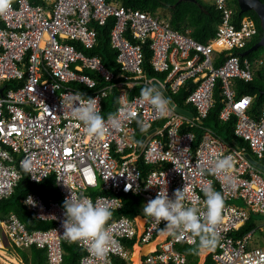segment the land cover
Instances as JSON below:
<instances>
[{"label":"built area","instance_id":"built-area-1","mask_svg":"<svg viewBox=\"0 0 264 264\" xmlns=\"http://www.w3.org/2000/svg\"><path fill=\"white\" fill-rule=\"evenodd\" d=\"M213 4L220 20L206 44L174 30L167 15L126 7L118 0H13L11 9L0 15V203L12 195L23 175L36 184L52 177L60 195L45 201L29 192L22 199L37 220L53 223L48 229L28 230L13 212L0 218L12 248H34L44 252L46 264H64L62 242L69 241L63 237V203L71 192L106 203L114 212L122 208L121 194L139 196L144 207L161 189L172 197L186 187L185 205L205 210L203 188L211 182L225 201L217 226L220 242L208 255L211 261L264 264V244L252 245L253 230L236 235L251 214L264 215V105L254 112L252 96H238L235 90V81H251L263 59L250 61L238 53L257 32L253 19L237 16L229 0ZM109 20L117 73L98 55L85 53L97 44V28ZM144 46L151 52V71L161 77L146 72ZM220 55L223 61L215 66ZM188 82L196 85L185 100L194 112L170 104L171 113L161 118L140 93L132 95L151 83L171 96ZM218 82L223 99L219 119L235 117L234 134L245 143L242 147L232 146L203 124ZM114 90L117 104L109 114L118 115L122 127L113 129L108 114L105 134H88L72 114V94L99 97L102 115L104 101ZM137 118L147 123L145 131ZM194 129L202 132L198 141ZM225 156L235 161L229 173L198 174V166L211 169ZM25 157L32 158L30 172L21 168ZM140 161L150 167L144 176ZM237 200L244 205L232 203ZM141 220L140 226L135 217L125 215L108 221L105 227L118 243L104 260L91 252L89 243L70 242L83 250L78 264L128 261L126 243L131 241L142 247L153 244L140 264H189L176 247L193 245L190 232L168 235L162 232L166 222L149 216ZM6 250L0 242V264H24L6 256Z\"/></svg>","mask_w":264,"mask_h":264},{"label":"trees","instance_id":"trees-1","mask_svg":"<svg viewBox=\"0 0 264 264\" xmlns=\"http://www.w3.org/2000/svg\"><path fill=\"white\" fill-rule=\"evenodd\" d=\"M118 1L126 7L138 8L146 10L150 13H155L158 10L163 9L164 11H166L167 14L165 15L168 16L170 25L174 30L179 31L181 33H186L201 44H206L209 39L215 36L216 24L220 20L219 11H217L211 3H207L202 0H197L196 4L191 2L178 3L177 0ZM261 1L264 3V0ZM229 2L230 6L234 9L235 14L237 16L241 17L247 15L251 17L254 21L257 32L251 39V41L246 45V50L253 46L256 42H258L261 37V29L258 17L255 12L251 10L241 13L236 0H229ZM199 4L202 5V9L199 7ZM111 26L112 21L109 20L106 26L97 28V44L93 49L85 51V53L87 55H98L107 68L117 73L118 68L115 61L117 53L114 49H111L109 45L108 34L110 32ZM259 51L262 53H260ZM142 53L144 58L143 66L146 69L148 75L161 77L162 74L155 73L150 69L149 59L151 56V52L148 49V46L143 47ZM246 57L250 61H253L257 58H262L263 64L255 70L253 79L251 81L244 82L242 80H236L235 90L238 96H252V110L254 112H258V110L264 105V94H261L262 92H264V48L260 47L255 52H251ZM222 61L223 55H220L219 59L215 63V66H218ZM7 86H9V84H7ZM195 87L196 85L192 84L191 82L185 84L176 94L172 95L174 103L180 108H185L190 112H194L192 106H190L189 104H185V100L188 95L192 91H194ZM219 87L220 82L217 83V87L213 95V105L209 110L207 117L203 120V124L204 126L210 128L215 134H217L220 138H222L224 141L228 142L232 146L242 147L245 145V143L240 138H237L234 134L235 117L233 116L225 122L219 119V112L223 107V99ZM140 92L141 89H135L132 92V95ZM116 93L117 90H114L110 98L104 101V109L102 112L103 117L111 113L114 107H116ZM194 133L196 134V141H198L202 132L198 129H194ZM139 167L142 171L143 176L147 173L148 169L150 168L149 166L144 165L142 161L139 162ZM53 180L54 179L52 177H49L39 184L30 183L28 180V176L23 175L12 195L0 203V216L4 218L9 213L13 212L17 215L19 220L25 225L28 230H45L51 227L53 225L52 222L37 220L31 212L27 211V209L22 204V199L29 192L38 193L45 201L50 198L59 199L60 195L58 193V190L53 186ZM102 194L110 193L102 191ZM119 197L122 200V208L118 211H114L113 215H125L130 218L135 217L136 213L139 212L142 207V199L137 195L131 194H121L119 195ZM255 221L256 219L250 215L248 221L236 235H242L243 233L251 231L254 228ZM194 248L195 245L189 246L184 243H180L176 247L177 250L186 254L191 264L197 262L200 254V251H189L190 249ZM31 249L38 251L34 248ZM24 259L26 260V262L28 261L26 256H24ZM34 264L38 263L34 262ZM205 264H213L210 259V256L206 258Z\"/></svg>","mask_w":264,"mask_h":264},{"label":"clouds","instance_id":"clouds-1","mask_svg":"<svg viewBox=\"0 0 264 264\" xmlns=\"http://www.w3.org/2000/svg\"><path fill=\"white\" fill-rule=\"evenodd\" d=\"M12 2L13 0H0V15H4L11 9ZM211 2L214 6L213 0ZM168 96L172 100V104H175L172 95ZM140 97L143 101L151 104L161 118L167 117L171 113L169 98L165 97L156 85L146 83L141 88ZM71 101L72 114L84 125L87 133L97 137L103 136L106 130V121L100 114L99 97H88L85 93L77 91L72 94ZM177 108L186 110L183 111L185 113L190 112L185 108L178 106ZM129 116L135 117V113L129 112ZM107 123L113 129L122 127V122L116 114H109ZM136 123L141 132L148 127L142 119L137 118ZM234 163L232 156H225L217 159L211 169L198 166L197 172L199 175H204L206 172L227 174L234 168ZM21 168L24 172H30L32 170V158L25 157L21 161ZM130 188L131 185H128L125 190ZM203 192L205 210H201L195 204L193 206L185 205L186 187H184L182 190H175L172 197H169L167 189H161L154 199L149 200L144 205L143 213L154 218L157 223L166 222L162 229L165 234L176 236L185 231L190 232L193 237L190 243L195 245V248L189 251L214 250L220 242L217 226L222 221L225 201L221 192L216 191L211 182L203 188ZM63 207L66 217L63 222V237L69 242L84 241L89 243L91 252L100 260H104L109 250L118 243L105 227L113 215L110 207L99 201L93 203L92 199L84 193L74 194L72 192L65 199Z\"/></svg>","mask_w":264,"mask_h":264},{"label":"crops","instance_id":"crops-1","mask_svg":"<svg viewBox=\"0 0 264 264\" xmlns=\"http://www.w3.org/2000/svg\"><path fill=\"white\" fill-rule=\"evenodd\" d=\"M145 216L146 215H144L143 209L141 207L139 212H137L136 215H135V218L137 220V223H139V226L143 223V220H141V219L143 217H145ZM251 216L256 219V221L254 222V228L252 229L253 230L252 245L253 246H256L258 244L260 245L261 242L264 244V219H261V215L251 214ZM257 233H258V235H257ZM72 245H74V243H72ZM126 245L129 248V250H130V258H129V260L128 261H123L121 259L114 258L113 259V264H129V263H131V264H140L139 260L142 257V254H144L145 252L147 253V251L151 250L152 247H153V244L147 245V246H144V247L139 246L136 243V241L128 242V243H126ZM8 251H10L12 253V255L15 257V255L13 254V252L11 250H8ZM210 252H211V250H200V254H199L198 260L194 264H205L206 263V258H207V256L209 255ZM15 258L16 259H20L18 257H15ZM64 264H71L70 262H68L66 257L64 259ZM189 264H191V263L189 262Z\"/></svg>","mask_w":264,"mask_h":264},{"label":"rangeland","instance_id":"rangeland-1","mask_svg":"<svg viewBox=\"0 0 264 264\" xmlns=\"http://www.w3.org/2000/svg\"><path fill=\"white\" fill-rule=\"evenodd\" d=\"M204 1L207 3H212L211 2L212 0H204ZM158 12L162 15L167 14L166 11H164L163 9H160ZM243 51H245V49ZM243 51H241V52H243ZM260 53H262V52H260ZM232 203L235 205H239V206L244 205L241 200L232 201ZM142 209H143V206H142ZM0 218H1V216H0ZM261 219H264V215L263 216L261 215ZM257 235H258V233H257ZM0 242L4 248L10 249L13 252V254L15 255V257L20 258L22 260V262L25 264H34V262L38 263V264H45V261H46L45 254L42 252L35 251L33 249L25 250V249H14V248H12L11 244L6 240L4 232L1 228H0ZM62 247L64 249V255H65L66 259L68 260V262H70L71 264H78V260L82 256L83 250L80 249L76 244L72 245V243L66 242V241L62 242ZM24 256L27 257V259H28L27 262L24 259ZM6 262H7V260H6ZM1 264H3V263H1Z\"/></svg>","mask_w":264,"mask_h":264},{"label":"water","instance_id":"water-1","mask_svg":"<svg viewBox=\"0 0 264 264\" xmlns=\"http://www.w3.org/2000/svg\"><path fill=\"white\" fill-rule=\"evenodd\" d=\"M177 2H191L196 4L197 0H177ZM237 5L240 9V12H246V11H253L258 17L259 24H260V29H261V37L258 42H256L253 46L250 48L246 49L245 51L241 52V56H247L251 52L256 51L258 48L263 47L264 48V3L261 0H236ZM200 8H202L200 5ZM261 94H264L262 92ZM165 97L169 98L167 94H165ZM170 104L172 105V100L169 98ZM190 115V114H189ZM263 243H260V246H262Z\"/></svg>","mask_w":264,"mask_h":264},{"label":"bare ground","instance_id":"bare-ground-1","mask_svg":"<svg viewBox=\"0 0 264 264\" xmlns=\"http://www.w3.org/2000/svg\"><path fill=\"white\" fill-rule=\"evenodd\" d=\"M261 36V35H260ZM126 195H128V194H126ZM2 250H4V249H2ZM5 254H6V256H8L9 258H11V259H13V260H17L13 255H12V253L10 252V251H3Z\"/></svg>","mask_w":264,"mask_h":264}]
</instances>
